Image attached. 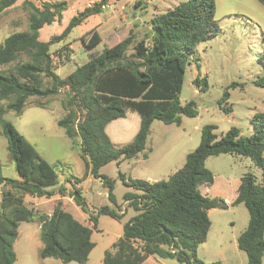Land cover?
Segmentation results:
<instances>
[{
  "label": "trees",
  "instance_id": "16d2710c",
  "mask_svg": "<svg viewBox=\"0 0 264 264\" xmlns=\"http://www.w3.org/2000/svg\"><path fill=\"white\" fill-rule=\"evenodd\" d=\"M16 1L0 0V14ZM107 1H93L71 16L59 34L42 41L40 28L60 22L67 2L43 1L36 5L24 0L29 10L27 29L9 34L0 44V65L26 56L13 70H0V128L7 139L8 157L18 174V179H12L0 172V264H13L16 259L13 242L18 225L35 219L40 222V257L85 264L94 246L92 227L96 226L98 215L119 217L122 214L118 213L119 208L102 205L96 214L89 215L90 227L64 209L61 201L50 215L36 214L27 207L23 200L25 195L50 198L61 194L65 188H48L57 182L54 167L3 118L6 111L21 114L30 97L47 98L65 88L66 113L57 120V125L70 139H79L86 171L107 188L110 202L114 200V180L100 173V169L111 161L119 164L142 153L154 120L180 124L183 115L195 117L198 114L196 102L189 100L181 104L179 93L189 54L196 45L219 31L214 17L215 0H181L150 18L145 38L136 39L130 29L127 35L112 38L101 52L65 77L54 71L50 45L66 38L89 16L101 13ZM258 1L264 6V0ZM80 40L85 48H93L101 41V36L91 28ZM259 59L264 64V48ZM44 78L48 79L46 84ZM194 82L197 86L207 84L205 78L199 77ZM256 82L264 87V75ZM3 100L8 101L4 106ZM36 103L34 106L43 108L47 104ZM224 109L230 111L228 107ZM127 110L138 113L139 127L130 141L117 145L106 133L105 126L125 117ZM252 122L253 132L248 136L241 135L239 129L232 126L218 137L214 125L203 126L197 147L186 153L183 165L167 179L126 180L119 173L123 182L139 191L123 194L124 201L137 213L123 224L122 234L112 244V249L104 251L102 264H141L150 255L184 264H218L204 263L197 257V248L206 240L210 228L208 210L227 207L222 198L207 197L199 191V185H210L214 179L213 173L205 167L206 158L221 153L249 156L262 170L260 184L253 174L240 177L233 200V203H243L249 216L246 228L236 238L237 246L246 253L245 264H261L264 255V112ZM71 196L87 213L81 190L74 187Z\"/></svg>",
  "mask_w": 264,
  "mask_h": 264
},
{
  "label": "rangeland",
  "instance_id": "374dc122",
  "mask_svg": "<svg viewBox=\"0 0 264 264\" xmlns=\"http://www.w3.org/2000/svg\"><path fill=\"white\" fill-rule=\"evenodd\" d=\"M31 1L34 4L41 3V0ZM64 1L67 2V8L62 13L61 21L45 24L39 30L40 40L47 41L51 35L59 34L71 16L96 0ZM180 1L108 0V7L101 13L89 16L75 26L66 38L50 45L54 71L60 77H65L78 65L101 52L112 38L115 40L123 37L130 29L136 34V39L145 38L150 28V18ZM28 14L24 0H17L0 14V44L9 34L27 29ZM214 17L219 31L196 45L189 54L179 93L181 104L189 100L196 102L198 114L195 117L183 115L180 124H165L154 120L143 151L144 159H138L141 156L124 159L120 164L111 161L100 169V173L114 180L113 202L108 200V190L101 181L86 171L85 162L80 156L79 139H70L64 129L57 125V120L66 113L65 88L47 98L30 97L21 114L12 110L4 113L3 118L10 121L35 146L40 156L54 167L57 182L48 188H65L61 194L51 198L25 195L23 200L27 207L36 214L50 215L61 201L64 209L90 227L92 222L89 215L96 214L102 205H109L115 210L119 208L118 213H122L119 217L98 215L96 226L92 227L94 246L85 264H102L104 251L112 249V244L122 234L123 224L137 213L124 201L123 194L139 191L123 182L119 173L126 180H147L148 176L155 179L153 181L167 179L183 165L185 154L197 147L203 126L214 125L218 137L232 126L237 127L241 135L248 136L253 132L252 121L264 112V87L256 82L258 77L264 75V64L259 59L264 48V6L258 0H215ZM92 27L99 30L101 41L93 48H85L79 37ZM25 58V55H21L8 64L0 65V70H13L17 62ZM197 77L205 78L207 84L197 86L194 82ZM47 82L48 79L44 78V84ZM38 101L47 103L46 107L34 106ZM7 102L3 100L1 104L4 106ZM224 107L230 108V111ZM135 116L139 118L136 111L127 110V120ZM204 164L213 173L214 179L210 185H199V191L207 197L222 198L227 207L209 210L210 228L206 240L197 248V257L204 263L245 264L246 253L238 248L236 238L246 228L249 216L243 203H233V200L240 177L246 173L253 174L256 183L260 184L262 170L249 156L235 153L211 155ZM0 172L8 178H18L14 162L8 157L7 139L1 128ZM79 182L84 188L82 195L86 200L87 213L75 204L71 196L75 187L73 184ZM39 226L37 219L19 223L17 237L13 242L16 254L13 264H76L74 261L63 263L55 257H40L42 242ZM159 260L165 264H184L171 258ZM148 264L160 263L152 258Z\"/></svg>",
  "mask_w": 264,
  "mask_h": 264
},
{
  "label": "crops",
  "instance_id": "0c3cea01",
  "mask_svg": "<svg viewBox=\"0 0 264 264\" xmlns=\"http://www.w3.org/2000/svg\"><path fill=\"white\" fill-rule=\"evenodd\" d=\"M43 1H50V0H41V2ZM36 5H39V4H36ZM42 28V27H41ZM40 28V29H41ZM92 28H95L98 32L99 30L97 29V27H92ZM91 29V28H90ZM89 29V30H90ZM88 31V30H87ZM86 31V32H87ZM85 33V32H84ZM82 33L81 36L84 34ZM100 34V33H99ZM80 36V37H81ZM101 36V35H100ZM79 37V38H80ZM82 44V43H81ZM68 59V58H67ZM136 118L134 119H131V120H127V112H126V116L125 117H121V118H117V119H114L112 121H110L106 126H105V131L106 133L109 135L110 139L112 140V142H114L115 144L117 145H122L124 143H127L128 141H130L133 136L135 135V133L137 132L138 130V127H139V118L137 116H135ZM131 134V135H130ZM130 135V137H128ZM131 138V139H129ZM129 139L128 141H125ZM186 155V154H185ZM142 157V158H138V157ZM134 158H138V159H144V155H143V152L140 153L137 157H134ZM185 159V157H184ZM121 163V162H120ZM119 163V164H120ZM86 176H89V175H86ZM89 178V177H87ZM18 179V178H17ZM65 180L67 181L68 178H65ZM147 180L149 181H153L155 179H152V177L148 176L147 177ZM69 182L70 184L72 185V182L71 180L69 179ZM75 187H81L79 188L81 190V192L83 191V186L81 185V183H74L73 184ZM64 187V186H63ZM83 193V192H82ZM54 196V195H53ZM51 198V197H50ZM127 202V201H125ZM210 210V209H209ZM208 210V212H209ZM78 211V210H77ZM85 224V223H84ZM152 258H155L156 261L160 264H165L163 263L161 260L159 259H165V258H160V257H157L155 255H150L148 256L143 262H146L148 264V261L149 259H152ZM261 264H262V261H261Z\"/></svg>",
  "mask_w": 264,
  "mask_h": 264
},
{
  "label": "built area",
  "instance_id": "2783aa9c",
  "mask_svg": "<svg viewBox=\"0 0 264 264\" xmlns=\"http://www.w3.org/2000/svg\"><path fill=\"white\" fill-rule=\"evenodd\" d=\"M108 7V3H105L104 5H102V8L106 9Z\"/></svg>",
  "mask_w": 264,
  "mask_h": 264
}]
</instances>
